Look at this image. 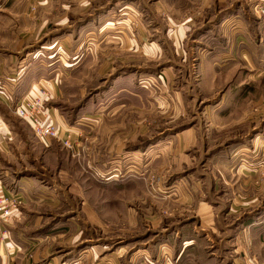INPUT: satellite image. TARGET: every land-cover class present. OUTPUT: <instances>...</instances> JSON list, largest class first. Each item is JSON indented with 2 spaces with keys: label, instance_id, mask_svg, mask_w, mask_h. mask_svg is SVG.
I'll return each instance as SVG.
<instances>
[{
  "label": "rangeland",
  "instance_id": "1",
  "mask_svg": "<svg viewBox=\"0 0 264 264\" xmlns=\"http://www.w3.org/2000/svg\"><path fill=\"white\" fill-rule=\"evenodd\" d=\"M207 4L27 5L44 31L26 50L52 45L42 57L52 63L61 126L77 144L58 145L83 162L67 160L66 169L86 177L51 224L74 215L84 247L97 256L119 264H264L262 1ZM236 12L249 18L244 35L232 33ZM9 116L12 127L31 129L13 106ZM82 197L89 205L79 216ZM3 223L0 242L9 235Z\"/></svg>",
  "mask_w": 264,
  "mask_h": 264
},
{
  "label": "crops",
  "instance_id": "2",
  "mask_svg": "<svg viewBox=\"0 0 264 264\" xmlns=\"http://www.w3.org/2000/svg\"><path fill=\"white\" fill-rule=\"evenodd\" d=\"M31 1L0 0V88L4 90L0 92V182L3 193L19 201L13 216L3 223L9 235L0 242V264H119V258L97 256L92 247H84L81 236L84 228L74 224V215L70 221L51 224L54 217L67 213V207L74 202L71 186L86 184L85 176L69 175L67 160L70 167L74 163L82 167L83 162L71 158L69 151L61 150L58 142L41 146L31 129L11 126V108L25 96L43 97L49 118L59 125L63 123L54 103L59 91L50 67L52 63L42 57L52 45L26 50L39 42L44 31L26 13ZM208 1H215L217 5L226 3L227 8L236 0H200V4L208 6ZM258 1L249 0L251 4ZM47 7L50 15L53 9L55 16L56 8L52 4ZM43 8L39 6V14ZM51 21L50 16L42 23ZM228 21L233 24V34L242 31L239 30L242 24H249V18L241 17L238 12ZM106 134V131L101 134L103 141L108 138ZM114 145L113 141L111 147ZM91 165L98 172L104 170L102 162ZM86 166L90 167V163ZM80 200L79 216L89 205L85 198Z\"/></svg>",
  "mask_w": 264,
  "mask_h": 264
},
{
  "label": "built area",
  "instance_id": "3",
  "mask_svg": "<svg viewBox=\"0 0 264 264\" xmlns=\"http://www.w3.org/2000/svg\"><path fill=\"white\" fill-rule=\"evenodd\" d=\"M262 4L258 5V13L260 19L264 21V0ZM3 93V88H0ZM14 113L26 120L30 125L35 138L43 145L49 146L53 141L60 143L62 146L72 149L77 144L72 138V130L68 127H63L53 122L46 111L45 99L40 96L23 97L14 102ZM19 201L17 198L9 197L2 191V184L0 182V235L6 232L1 230V222H5L13 216L17 210Z\"/></svg>",
  "mask_w": 264,
  "mask_h": 264
}]
</instances>
